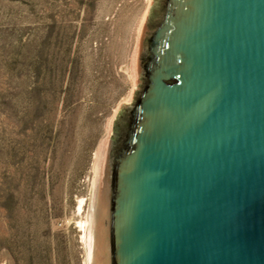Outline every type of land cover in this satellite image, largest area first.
Instances as JSON below:
<instances>
[{
    "label": "water",
    "instance_id": "95a60500",
    "mask_svg": "<svg viewBox=\"0 0 264 264\" xmlns=\"http://www.w3.org/2000/svg\"><path fill=\"white\" fill-rule=\"evenodd\" d=\"M157 18L110 128L96 231L90 191L88 262L264 264V0H165Z\"/></svg>",
    "mask_w": 264,
    "mask_h": 264
},
{
    "label": "rangeland",
    "instance_id": "374dc122",
    "mask_svg": "<svg viewBox=\"0 0 264 264\" xmlns=\"http://www.w3.org/2000/svg\"><path fill=\"white\" fill-rule=\"evenodd\" d=\"M150 5L0 0V264H89L90 191L93 222Z\"/></svg>",
    "mask_w": 264,
    "mask_h": 264
},
{
    "label": "flooded vegetation",
    "instance_id": "af4514ba",
    "mask_svg": "<svg viewBox=\"0 0 264 264\" xmlns=\"http://www.w3.org/2000/svg\"><path fill=\"white\" fill-rule=\"evenodd\" d=\"M164 6H165V0H154V5L151 8L150 11V15L148 16V19L146 21L145 24H147L148 26H153V25H157L159 23L160 18H157V15L160 11L164 10ZM156 18L158 19L156 21ZM144 24V25H145ZM144 28V27H143ZM142 35V34H141ZM141 40V39H140ZM140 49V48H139ZM139 54V53H138ZM139 85H141V83L139 82ZM138 85V86H139ZM134 101V99H133ZM132 101V102H133ZM131 102V103H132ZM117 136L112 132V137L111 138H116Z\"/></svg>",
    "mask_w": 264,
    "mask_h": 264
},
{
    "label": "bare ground",
    "instance_id": "6f19581e",
    "mask_svg": "<svg viewBox=\"0 0 264 264\" xmlns=\"http://www.w3.org/2000/svg\"><path fill=\"white\" fill-rule=\"evenodd\" d=\"M98 193H99V189L97 187V190H96L97 198L99 197ZM81 204H82V201H81ZM93 225H94L95 228H97V226H98V200H97V203L95 205L94 212H93Z\"/></svg>",
    "mask_w": 264,
    "mask_h": 264
}]
</instances>
